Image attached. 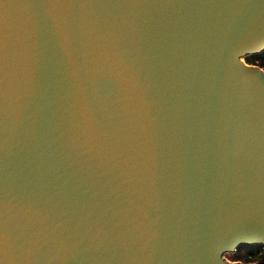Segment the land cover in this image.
Wrapping results in <instances>:
<instances>
[{
    "label": "water",
    "instance_id": "1",
    "mask_svg": "<svg viewBox=\"0 0 264 264\" xmlns=\"http://www.w3.org/2000/svg\"><path fill=\"white\" fill-rule=\"evenodd\" d=\"M263 51L264 0H0V264L264 250Z\"/></svg>",
    "mask_w": 264,
    "mask_h": 264
},
{
    "label": "rangeland",
    "instance_id": "2",
    "mask_svg": "<svg viewBox=\"0 0 264 264\" xmlns=\"http://www.w3.org/2000/svg\"><path fill=\"white\" fill-rule=\"evenodd\" d=\"M242 60L247 63L245 61V57H243ZM224 257L228 261H234L240 264H262V262L264 261L260 252L245 253L243 252V250H239L238 252L234 251L231 253H225Z\"/></svg>",
    "mask_w": 264,
    "mask_h": 264
},
{
    "label": "trees",
    "instance_id": "3",
    "mask_svg": "<svg viewBox=\"0 0 264 264\" xmlns=\"http://www.w3.org/2000/svg\"><path fill=\"white\" fill-rule=\"evenodd\" d=\"M245 61L249 64H254V65H257V66L264 69V51L255 55V56H246ZM251 249H253V248L239 249V250H243V252H245V253H250V252H252V251H250ZM239 250H235V251L238 252ZM258 252L261 253L262 258L264 260V250L259 248ZM262 264H264V261L262 262Z\"/></svg>",
    "mask_w": 264,
    "mask_h": 264
},
{
    "label": "snow or ice",
    "instance_id": "4",
    "mask_svg": "<svg viewBox=\"0 0 264 264\" xmlns=\"http://www.w3.org/2000/svg\"><path fill=\"white\" fill-rule=\"evenodd\" d=\"M250 239H254L252 237H238L236 239H225L222 243H221V251L223 250H231L233 249L237 243H239L242 240H250ZM259 239H264V234H261V237H259ZM220 264H223V261H220Z\"/></svg>",
    "mask_w": 264,
    "mask_h": 264
},
{
    "label": "flooded vegetation",
    "instance_id": "5",
    "mask_svg": "<svg viewBox=\"0 0 264 264\" xmlns=\"http://www.w3.org/2000/svg\"><path fill=\"white\" fill-rule=\"evenodd\" d=\"M258 250H259V248H253L250 251H252V252H258Z\"/></svg>",
    "mask_w": 264,
    "mask_h": 264
}]
</instances>
